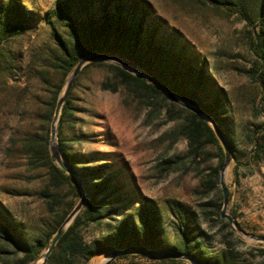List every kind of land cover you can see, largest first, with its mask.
<instances>
[{"label": "trees", "instance_id": "trees-1", "mask_svg": "<svg viewBox=\"0 0 264 264\" xmlns=\"http://www.w3.org/2000/svg\"><path fill=\"white\" fill-rule=\"evenodd\" d=\"M200 1L225 9L250 27V47L255 60L248 72L259 84L264 99V0ZM152 15L148 0H55L53 8L44 15L58 46L55 63L52 64L54 70L66 77L83 58L97 53H113L135 61L183 101L206 110L234 148L233 115L227 92L212 74L207 60L192 52L188 44L178 42L179 36L175 32L170 40L171 37L162 33L165 30L163 20L158 16L152 18ZM35 23L33 12L27 10L20 0H0V52L6 40L22 35ZM10 66L0 64V76L9 81L20 79L21 76L7 73ZM96 66L108 70V76L101 81L103 89L126 91L141 97L144 102L162 104L171 120L181 118L179 134L187 141L188 154L197 163L209 159L206 146L214 144L216 152L213 155L217 163L208 172L205 184L208 188L218 186L225 154L220 139L206 119L170 100L146 77L134 74L118 64L93 61L84 66L81 75ZM59 88L47 103V122L52 119ZM75 111L70 92L61 110L57 136L61 153L75 176L52 160L49 128L43 137L27 135L21 140L31 160H40L48 167L49 185L41 192L48 209L54 211L56 204L64 207L65 198L59 195L56 191L58 189L67 188L65 195L70 200L66 202L62 213L56 216V226L33 240L28 239L19 220L9 214L0 202L2 264H28L49 248L59 225L82 197L77 178L83 181L89 199L59 239L46 264H88L91 259L116 248L182 253L201 264H232L234 234L228 221L220 216L223 201L221 190L218 202L206 203L203 207L206 213L205 206L212 205L214 215L209 219L213 223L224 224L223 229L227 231L223 238L225 248L214 252L209 245L211 234L199 221V211L179 201L160 205L141 190L129 172L128 165L117 152L88 150L83 145L85 140L100 142V139L92 138L84 132L80 124L82 120L75 115ZM258 132L260 135L256 136ZM249 139L253 145L249 158L245 162L237 158L233 161L237 182L240 165L250 164L264 155V126L249 135ZM16 141V136L10 138L11 147L7 151L12 152ZM113 215L118 216L113 218ZM109 217L114 221L106 220ZM91 226L96 231L89 235ZM236 241L243 243L238 238ZM260 251L264 253V249ZM9 254L15 258L8 259ZM139 255L158 259L165 264L185 262L179 258L150 254H121L118 258Z\"/></svg>", "mask_w": 264, "mask_h": 264}, {"label": "rangeland", "instance_id": "rangeland-1", "mask_svg": "<svg viewBox=\"0 0 264 264\" xmlns=\"http://www.w3.org/2000/svg\"><path fill=\"white\" fill-rule=\"evenodd\" d=\"M148 1L152 18L158 16L164 22L162 33L172 40L175 32L178 42L188 44L192 52L206 59L212 74L227 92L234 138L233 160L225 179L231 193L228 210L245 232L264 236V155L250 164L240 165L238 182L232 166L236 158L241 162L249 158L253 146L249 135L264 126L261 88L248 72L255 60L250 47V27L225 9L200 0ZM20 2L33 12L36 23L22 35L6 40L0 52V64L11 65L7 73L21 76L12 81L0 76V202L19 220L28 239L33 240L56 226L55 218L70 198L65 195L67 188L58 189L65 198L64 207L56 204L54 211L48 209L41 193L49 185L48 167L40 160H31L21 140L27 135L43 137L48 128L51 136L53 116L47 122V103L58 87L59 98L71 73L63 77L52 66L58 46L44 15L53 8L55 0ZM107 76L105 67H92L80 76L76 88L71 89L75 115L81 118L84 132L100 139V142L85 140L83 145L88 150L117 152L141 190L160 205L179 201L199 211V221L212 237L209 245L214 252L222 251L227 233L224 224L209 219L214 215L212 205L205 206L207 211L203 212L204 204H214L220 198V183L213 188L205 184L208 172L217 163L213 155L215 145L209 143L206 146L209 159L197 163L188 154L187 141L179 134L181 118L171 120L162 104L144 102L126 91L103 89L101 81ZM259 135L258 132L256 136ZM13 136L17 144L10 152L7 149ZM106 220L114 221L111 217ZM95 231V227H89V235ZM233 234L232 264H264V253L260 251L264 249L263 241L239 237L234 231ZM108 253L91 259L88 264H99ZM12 258L15 256L9 254L8 259ZM113 262L165 264L142 255L117 256Z\"/></svg>", "mask_w": 264, "mask_h": 264}, {"label": "water", "instance_id": "water-1", "mask_svg": "<svg viewBox=\"0 0 264 264\" xmlns=\"http://www.w3.org/2000/svg\"><path fill=\"white\" fill-rule=\"evenodd\" d=\"M93 61H104V62L115 63L134 74L142 75L146 77L151 83H153L155 86L161 89L168 96L170 100L199 114L211 124L212 128L214 129L218 138L221 141V144L224 149V154H225L224 163L219 172V183H220L222 196H223V203H222V208L220 210V216L221 218L226 219L228 221L231 229L239 237L264 242V236H257V235L245 232L240 227L237 220L229 213L228 209H229V203H230V195H229V191H228L225 179H226L228 170L230 168L231 162L233 160V148L227 136L223 132L222 128L219 126V124L206 110H204L201 107H197L189 103H186L172 89H170L164 83L159 81L152 74L142 69L135 61H132L120 55L113 54V53H97V54L89 55L83 58L77 64V66L74 68L71 74L69 75L67 82H66L65 89L62 92V94L59 96V98L57 99L56 107L54 110L53 119L51 123L50 153H51L52 160L59 167H61L64 171L75 176L74 171L71 169V167L68 165V163L64 159L61 153V149L59 147V143L57 141L58 123H59L62 107L64 103L66 102V100L68 99L71 89L78 75L80 74L81 70L84 68L85 65ZM77 182H78L80 190L83 192L82 197L79 199L75 207L71 210V212L66 216V218L63 220V222L58 227L57 232L55 236L53 237L49 248L44 252L42 256L35 258L32 262L28 264H46L47 263L48 258L50 254L53 252V250L55 249L59 239L62 237L66 229L73 222V220L76 218V216L79 214V212L83 208L84 204L89 199V194L86 190V187L83 181L77 178ZM121 254H150V255L161 256V257L166 256V257H172V258H179V259L188 261L192 264H201L198 260L190 257L189 255L182 254V253L168 254V253L156 252V251L147 250V249H128V248H116V249L109 251L108 256L99 264H111L115 260V258Z\"/></svg>", "mask_w": 264, "mask_h": 264}]
</instances>
